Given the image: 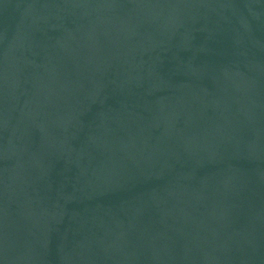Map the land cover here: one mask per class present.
<instances>
[{
    "label": "water",
    "instance_id": "obj_1",
    "mask_svg": "<svg viewBox=\"0 0 264 264\" xmlns=\"http://www.w3.org/2000/svg\"><path fill=\"white\" fill-rule=\"evenodd\" d=\"M0 264H264V0H0Z\"/></svg>",
    "mask_w": 264,
    "mask_h": 264
}]
</instances>
